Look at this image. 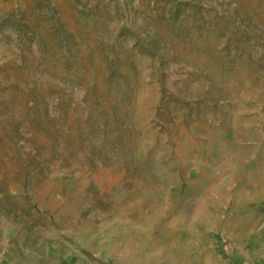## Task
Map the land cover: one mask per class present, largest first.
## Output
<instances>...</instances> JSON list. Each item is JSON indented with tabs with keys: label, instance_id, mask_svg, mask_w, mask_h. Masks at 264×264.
<instances>
[{
	"label": "rangeland",
	"instance_id": "obj_1",
	"mask_svg": "<svg viewBox=\"0 0 264 264\" xmlns=\"http://www.w3.org/2000/svg\"><path fill=\"white\" fill-rule=\"evenodd\" d=\"M0 264H264V0H0Z\"/></svg>",
	"mask_w": 264,
	"mask_h": 264
}]
</instances>
